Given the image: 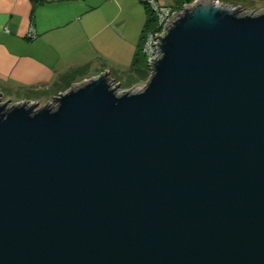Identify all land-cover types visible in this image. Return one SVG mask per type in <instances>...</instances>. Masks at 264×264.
I'll return each instance as SVG.
<instances>
[{
    "label": "water",
    "instance_id": "water-1",
    "mask_svg": "<svg viewBox=\"0 0 264 264\" xmlns=\"http://www.w3.org/2000/svg\"><path fill=\"white\" fill-rule=\"evenodd\" d=\"M242 13L173 14L139 91L0 96V264H264V13Z\"/></svg>",
    "mask_w": 264,
    "mask_h": 264
},
{
    "label": "crops",
    "instance_id": "crops-1",
    "mask_svg": "<svg viewBox=\"0 0 264 264\" xmlns=\"http://www.w3.org/2000/svg\"><path fill=\"white\" fill-rule=\"evenodd\" d=\"M43 1L46 4L32 13V0H0L2 102L10 99L14 104L45 106L53 97L104 72L110 77V70L120 78L128 76L143 29L135 40L131 8L119 6L117 0ZM157 1L177 9L180 0ZM213 1L234 8L242 1L262 0ZM30 28L36 33L35 40L27 38Z\"/></svg>",
    "mask_w": 264,
    "mask_h": 264
},
{
    "label": "trees",
    "instance_id": "trees-1",
    "mask_svg": "<svg viewBox=\"0 0 264 264\" xmlns=\"http://www.w3.org/2000/svg\"><path fill=\"white\" fill-rule=\"evenodd\" d=\"M195 0H180L177 2V9L181 11L185 4H191ZM33 9L32 13L35 12L36 8L40 5L46 4L43 0H32ZM143 4V3H142ZM145 13H146V20L143 25V29L141 32L139 44L137 50L133 56L131 62V69L128 72V76L126 77L125 81V88H131L134 84L137 83H146L150 77V69L147 63L146 57L143 55V45L146 39V36L149 32L154 31L157 27V17L155 14L149 9L148 6L143 4ZM119 82L118 80H115Z\"/></svg>",
    "mask_w": 264,
    "mask_h": 264
},
{
    "label": "rangeland",
    "instance_id": "rangeland-1",
    "mask_svg": "<svg viewBox=\"0 0 264 264\" xmlns=\"http://www.w3.org/2000/svg\"><path fill=\"white\" fill-rule=\"evenodd\" d=\"M117 1L119 3V6H121V4H122L124 7H129L133 10V14H134L133 18H134V22H135L136 26L134 27L132 32H133V34L135 36V40H136L138 33L141 32V29L143 27L142 20L143 21L145 20L144 9H143L142 5L139 3V0H117ZM246 2L242 1V3H240V4L236 3L237 6H234V8H241L243 11L242 14L254 13L257 15V14L264 13V0H262L261 2L253 3V4H251L250 2H248V4H247ZM221 4L226 5L225 3H222V2H221ZM141 22H142V26H140ZM101 63L103 64V61H101ZM110 71L112 72V75H111L112 80L113 79L119 80L120 76H118V73L115 72V70H110ZM121 78L123 80H119V82L114 81L115 84H119V86H120L119 93H123L125 91L136 92V91H139L140 89L144 88V86L146 84V83H137V84H134L131 88H125V81L127 78H126V76H122ZM82 83H80V84H82ZM80 84H78V85H80ZM78 85H76V86H78ZM17 104H20V103H17ZM11 105H16V104L11 103ZM39 107H44V106L40 105Z\"/></svg>",
    "mask_w": 264,
    "mask_h": 264
},
{
    "label": "built area",
    "instance_id": "built-area-1",
    "mask_svg": "<svg viewBox=\"0 0 264 264\" xmlns=\"http://www.w3.org/2000/svg\"><path fill=\"white\" fill-rule=\"evenodd\" d=\"M141 3L145 4L149 7V9L155 14L157 17V27L154 31L149 32L146 36L144 45H143V55L147 59L148 65H151L150 62L155 60L159 56L158 46L155 43H158V36H162L165 32L164 26L167 24V20H169L173 14H178L180 11L176 8L162 6L158 3L157 0H139ZM157 34V35H156ZM28 40H35L36 33L33 28H30L27 34ZM152 59V60H150ZM151 67L149 66V69ZM151 73V71H150ZM151 75V74H150Z\"/></svg>",
    "mask_w": 264,
    "mask_h": 264
}]
</instances>
